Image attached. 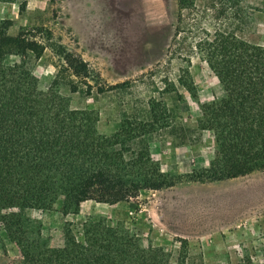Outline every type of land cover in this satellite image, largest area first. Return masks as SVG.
<instances>
[{
  "label": "rangeland",
  "instance_id": "374dc122",
  "mask_svg": "<svg viewBox=\"0 0 264 264\" xmlns=\"http://www.w3.org/2000/svg\"><path fill=\"white\" fill-rule=\"evenodd\" d=\"M241 1L252 23L242 24L239 34L264 45V0ZM212 3L198 0L195 8L180 12L176 0H0V22L12 20L13 35L41 27L52 32L51 40L39 36L46 44L44 54L24 60L40 90L47 91L58 77L71 107L97 118L101 134H114L127 119L149 123L152 112L157 113L160 122L149 135L150 151L159 147L169 156L175 145H188L181 160L186 172H166L187 175L207 169L199 162L216 153L214 132L199 129L201 104L224 95L201 48L224 20ZM62 50L89 63L91 87L62 71ZM21 60L12 56L6 62ZM125 81L131 86L109 88ZM71 83L79 90L74 92ZM191 83L197 97L188 89ZM100 85L107 90L99 92ZM192 134H198L193 144L188 142ZM152 157L163 170L162 157ZM173 187L144 190L129 201H84L77 213L65 214L62 199L50 210L26 209L21 212L22 247L3 231L0 264H28L23 247L36 255L50 254L65 245L67 229L79 233L85 222L128 231L142 247L168 251L186 264H240L246 257L261 263L264 170L225 181L185 179Z\"/></svg>",
  "mask_w": 264,
  "mask_h": 264
},
{
  "label": "trees",
  "instance_id": "16d2710c",
  "mask_svg": "<svg viewBox=\"0 0 264 264\" xmlns=\"http://www.w3.org/2000/svg\"><path fill=\"white\" fill-rule=\"evenodd\" d=\"M176 1L180 12L198 4ZM212 2L224 20L201 48L224 95L201 104L199 129L214 132L216 153L198 174L166 173L152 157L149 135L160 122L154 111L149 123L127 119L107 136L99 132L97 118L71 107L58 77L47 91L40 90L24 59L40 58L46 44L39 36L51 40L52 32L41 27L13 35V21L0 22V237L5 231L22 247L21 212L50 210L61 199L65 214L77 213L84 201H129L144 190L170 188L185 179L225 181L264 170V45L239 34L242 24L252 23L241 0ZM12 56L23 60L7 63ZM60 56L62 71L91 87L89 63L65 50ZM69 86L79 90L73 83ZM130 86L125 81L109 88ZM188 89L197 97L192 83ZM106 90L100 85L99 92ZM23 255L28 264H186L185 258L142 247L128 231L98 222H85L79 233L67 229L65 245L50 254L36 255L23 247ZM240 264L255 263L246 257Z\"/></svg>",
  "mask_w": 264,
  "mask_h": 264
},
{
  "label": "crops",
  "instance_id": "0c3cea01",
  "mask_svg": "<svg viewBox=\"0 0 264 264\" xmlns=\"http://www.w3.org/2000/svg\"><path fill=\"white\" fill-rule=\"evenodd\" d=\"M206 133H209L210 135L212 134L211 131H203L204 135H206ZM196 136H198V134L190 135L189 138H188V142L193 144V140H195L194 138H196ZM187 146L188 145H185V146L175 145L173 154H170L169 156L162 155V152H161L160 148L159 147H155V148L151 149V154L153 156H155L157 159L162 157V166L164 167L163 168L164 172H172L175 169H177L176 171L186 172L185 170H183V167L186 164H182L181 160H183L182 157L185 154L184 147H187ZM189 146H191V145H189ZM213 158H214L213 156H210L207 153L205 159L201 160L199 162V163H202V165H200V166L209 167L210 164H211V161L213 160ZM175 161H177L178 163H174ZM166 164H167L168 168H166ZM194 167H196V166H193L192 168H194ZM191 169L189 171H191ZM175 188L176 187H170V188H167V189H164V190H151V191H153V192H162V191L174 190Z\"/></svg>",
  "mask_w": 264,
  "mask_h": 264
}]
</instances>
